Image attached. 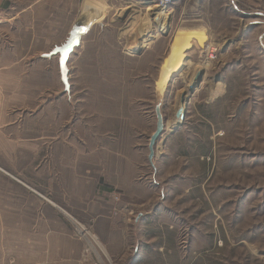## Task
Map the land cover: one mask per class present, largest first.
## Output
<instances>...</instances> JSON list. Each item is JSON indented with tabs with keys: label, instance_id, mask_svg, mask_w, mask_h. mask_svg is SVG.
<instances>
[{
	"label": "rangeland",
	"instance_id": "obj_1",
	"mask_svg": "<svg viewBox=\"0 0 264 264\" xmlns=\"http://www.w3.org/2000/svg\"><path fill=\"white\" fill-rule=\"evenodd\" d=\"M44 2L0 13V264H264V0H179L159 23L153 0ZM92 6L67 92L42 54ZM187 29L206 40L161 92Z\"/></svg>",
	"mask_w": 264,
	"mask_h": 264
},
{
	"label": "water",
	"instance_id": "obj_2",
	"mask_svg": "<svg viewBox=\"0 0 264 264\" xmlns=\"http://www.w3.org/2000/svg\"><path fill=\"white\" fill-rule=\"evenodd\" d=\"M79 22V21H78ZM86 31L85 25H81L80 23L76 24L71 31L70 37L67 40L65 44L62 46H58L54 48L52 51L48 53L42 54L43 57H51L54 54H60V74H61V81L64 84V90L69 92L71 88V83H70V68L68 65V59L70 52L72 49L79 43L82 34ZM200 77L197 76L195 81L198 80ZM198 84V83H197ZM196 84H191L190 87V93L187 94L184 92L181 96V105L177 111V117H178V122L176 123L175 126H173L172 132H175L177 129H179L180 126H182L185 118H186V108L187 104L190 100L191 94L194 93L196 90ZM156 115H157V123H156V129L152 136L150 137V144H149V149H150V154L149 158L152 161L154 156H155V148L158 139L162 136L165 130V118L162 113V109L160 105L156 106Z\"/></svg>",
	"mask_w": 264,
	"mask_h": 264
},
{
	"label": "bare ground",
	"instance_id": "obj_3",
	"mask_svg": "<svg viewBox=\"0 0 264 264\" xmlns=\"http://www.w3.org/2000/svg\"><path fill=\"white\" fill-rule=\"evenodd\" d=\"M154 4L161 9L154 19L159 23L163 19L164 8L160 7L156 3ZM88 13L89 15L91 13V16H89L90 21L85 24V27L88 26L94 19L99 18L104 13V11L92 6V8L88 10ZM84 20L85 19L83 18L82 21L84 22ZM194 39H198L201 43H203L206 40V36L201 30L187 29L181 32L178 37H176V41L172 45L170 55L163 65L161 76L158 82V88L161 92L166 88V86H168L169 82L171 81V76L175 75V73L180 75L183 74L182 66L185 63V51L192 45V41Z\"/></svg>",
	"mask_w": 264,
	"mask_h": 264
},
{
	"label": "crops",
	"instance_id": "obj_4",
	"mask_svg": "<svg viewBox=\"0 0 264 264\" xmlns=\"http://www.w3.org/2000/svg\"><path fill=\"white\" fill-rule=\"evenodd\" d=\"M12 1V0H11ZM57 2V0H56ZM44 0H32L30 3H26L25 5H21L20 9L19 10H16L15 8V12L12 13V9H10V4L9 2H5L4 3V7H2V9L0 10V13L1 15L4 14L6 15L7 17H10V18H19V17H26V16H29V15H34V13L36 12L37 15H39V7L43 6L44 4ZM89 14V13H87ZM86 18V16L84 17V19ZM77 20L73 23V27H72V30L74 28V26L77 24ZM88 26H86L85 28H87ZM26 28H28V26H26ZM172 132V131H171ZM167 139V138H166ZM165 139V140H166ZM155 157V156H154ZM150 160V158H149ZM151 161V160H150ZM151 163L153 164V166L155 167V164L153 161H151Z\"/></svg>",
	"mask_w": 264,
	"mask_h": 264
},
{
	"label": "built area",
	"instance_id": "obj_5",
	"mask_svg": "<svg viewBox=\"0 0 264 264\" xmlns=\"http://www.w3.org/2000/svg\"><path fill=\"white\" fill-rule=\"evenodd\" d=\"M179 0H153V3H156L158 4L160 7L162 8H168L174 4H176ZM216 49V48H215ZM209 53H214V54H211L210 56H214L215 57V53H216V50L213 51V52H209Z\"/></svg>",
	"mask_w": 264,
	"mask_h": 264
}]
</instances>
